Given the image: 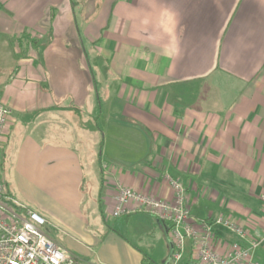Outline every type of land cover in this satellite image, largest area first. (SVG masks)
<instances>
[{
  "label": "crops",
  "instance_id": "obj_1",
  "mask_svg": "<svg viewBox=\"0 0 264 264\" xmlns=\"http://www.w3.org/2000/svg\"><path fill=\"white\" fill-rule=\"evenodd\" d=\"M0 97L8 197L77 264L149 257L103 207L117 181L172 199L165 174L195 219L249 233L217 225L214 240L256 239L264 264V0H0Z\"/></svg>",
  "mask_w": 264,
  "mask_h": 264
},
{
  "label": "built area",
  "instance_id": "obj_2",
  "mask_svg": "<svg viewBox=\"0 0 264 264\" xmlns=\"http://www.w3.org/2000/svg\"><path fill=\"white\" fill-rule=\"evenodd\" d=\"M9 114V107L0 97V137ZM164 179L173 191L172 199L144 194L117 181L111 215L144 213L166 224L169 251L164 264L180 261L187 241L191 253L187 264H260L253 258L258 245L256 239H250L247 246L235 240H214L213 229L217 225L248 239L245 227L222 216L210 220L195 219L179 180L168 174ZM7 198L6 185L0 180V264H77L75 257L44 231L47 221L42 215L24 205L8 206L4 202Z\"/></svg>",
  "mask_w": 264,
  "mask_h": 264
},
{
  "label": "rangeland",
  "instance_id": "obj_3",
  "mask_svg": "<svg viewBox=\"0 0 264 264\" xmlns=\"http://www.w3.org/2000/svg\"><path fill=\"white\" fill-rule=\"evenodd\" d=\"M89 143L91 144V141H89ZM101 147L102 146L98 145L97 149L99 148L101 149ZM0 174H1V168H0ZM0 180L2 179L0 178ZM2 182L4 183L3 180ZM89 199L91 200L90 197L86 198L88 202H91L89 201ZM4 202L8 206L14 205L13 201H10L9 197L5 199ZM95 203L96 202L94 201V203L87 204L86 207L95 208V206L97 205V203L96 204ZM111 210L112 207L110 209L103 207V214L105 217L104 219L102 218L103 220L102 219L101 220L103 222L104 227H106L107 229L110 227L111 230H116V229L120 230L119 232L116 231L115 232L118 235L122 236V238L124 239L128 238L136 245H138L140 248H142V250H144V252H146L149 257L154 259L157 264H162V262L165 261V259L167 258V254H168L167 252L169 249V248L167 249V245L169 246V243L167 242L168 241L167 232L165 235L162 234L158 226H156L155 224H153L152 229H149L148 222L153 223V220L152 218H150V216L144 214H137L139 216L137 218L138 220H136L135 222H129L127 225H123V224L119 225L117 224L116 219H119L120 221L121 219H123L122 222L125 224L126 219H128L129 217L131 218L134 215L112 216ZM217 216H222L224 218H227L221 214ZM188 255H189V248L186 243L184 256L176 264H183L184 260L187 259Z\"/></svg>",
  "mask_w": 264,
  "mask_h": 264
},
{
  "label": "trees",
  "instance_id": "obj_4",
  "mask_svg": "<svg viewBox=\"0 0 264 264\" xmlns=\"http://www.w3.org/2000/svg\"><path fill=\"white\" fill-rule=\"evenodd\" d=\"M142 264H156L149 257L144 256L142 259Z\"/></svg>",
  "mask_w": 264,
  "mask_h": 264
},
{
  "label": "water",
  "instance_id": "obj_5",
  "mask_svg": "<svg viewBox=\"0 0 264 264\" xmlns=\"http://www.w3.org/2000/svg\"><path fill=\"white\" fill-rule=\"evenodd\" d=\"M161 226H164L165 224L164 223H160Z\"/></svg>",
  "mask_w": 264,
  "mask_h": 264
}]
</instances>
